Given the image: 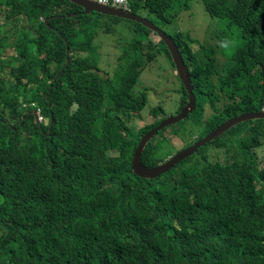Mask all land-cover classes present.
<instances>
[{"label": "trees", "instance_id": "16d2710c", "mask_svg": "<svg viewBox=\"0 0 264 264\" xmlns=\"http://www.w3.org/2000/svg\"><path fill=\"white\" fill-rule=\"evenodd\" d=\"M131 1L135 13L147 10L157 26L168 25L175 0ZM204 2L219 23L199 53L207 61L190 48L184 55L197 98L189 120L200 133L264 110V0ZM83 11L66 0H0V264H264V164L255 152L264 119L239 124L158 179L137 177L135 150L165 110L151 108L157 120L142 130L130 127L149 105L148 90L135 89L163 50L171 55L142 24L106 17L105 34L122 21L134 34L110 76L93 16ZM228 39L235 47H220ZM68 49L70 63L56 79ZM182 95L179 112L184 88ZM28 97L55 113L50 136L33 116L24 119ZM160 135L142 156L148 167L173 155L162 157L170 140Z\"/></svg>", "mask_w": 264, "mask_h": 264}, {"label": "rangeland", "instance_id": "374dc122", "mask_svg": "<svg viewBox=\"0 0 264 264\" xmlns=\"http://www.w3.org/2000/svg\"><path fill=\"white\" fill-rule=\"evenodd\" d=\"M190 9H182L178 11L174 8V11L167 15L170 18L172 15V21L169 25L164 26V31L170 35L177 36L178 34L182 35L183 42L189 38L191 42H195L198 45H207V35L209 33H216L219 23L216 19H212L205 11L204 5L200 1H192L187 4ZM140 15L144 18L155 19L153 15H150L147 10H140ZM5 13H0V25L4 22ZM92 20V26H94V33L98 35L95 44L100 45V54L102 56L100 62L102 64L108 62H116L117 56L120 54V47L123 45V42L119 41V38H127V43L131 41L134 37V34L128 29L127 22L122 21L119 25H111L113 31L112 35H104L101 30L103 29L104 23L111 22L110 19L103 16H93L90 17ZM223 24V28H224ZM2 34V32H1ZM153 36V34H151ZM185 43V42H184ZM118 44V45H117ZM117 45V47H116ZM192 47L195 48L194 53L198 50V47L192 44ZM30 51L35 57H38L37 49L34 47L30 48ZM8 53L13 55L11 49L8 50ZM98 54V55H100ZM41 58V57H40ZM197 59L206 62L207 59L204 56H199ZM111 64V63H109ZM114 65V64H111ZM204 65V63H203ZM112 69V68H110ZM145 89L150 91L149 97V107L163 105L165 110V115L161 118L174 117L179 113L181 95L179 91H183L182 84L180 79L177 76L173 61L167 56L166 52L163 50L160 57L155 61L147 70L142 74L139 84L136 87V91H144ZM148 111L144 112L145 123L150 125L154 122L155 118L151 117ZM144 126V122L140 120H135L132 124V128L140 129ZM177 127H181L186 133L178 136L186 140L188 132L197 131V126L190 120H185L179 124L171 126L166 130L162 131V136H168L169 142L164 144L165 153L162 155L165 159L167 155H175L178 151L177 149L182 147L183 143L178 138L173 136L170 138L169 135L172 134L173 130ZM171 143L174 149L171 148ZM258 155L263 158L260 160L261 163L264 162V147L258 150ZM172 157V156H171ZM169 158H167L168 160Z\"/></svg>", "mask_w": 264, "mask_h": 264}, {"label": "clouds", "instance_id": "9594fccd", "mask_svg": "<svg viewBox=\"0 0 264 264\" xmlns=\"http://www.w3.org/2000/svg\"><path fill=\"white\" fill-rule=\"evenodd\" d=\"M66 1H68V2H70V3H72V4H75V5H78V4H76V3H74V2H72L71 0H66ZM88 2H93V3H97L98 5H101V6H104V7H107V8H111V9H116V10H120L121 12H126V13H131V14H133V15H136V16H138V17H141V18H143V19H145V20H148L149 22H151L155 27H157L159 30H161L164 34H166V36L168 37V38H170V39H172L173 41H174V43L176 44V46L178 47V49H179V52L181 53V55H182V58L184 59V55L186 54L187 55V53H188V49L190 48L191 50H192V54H193V57H197V56H199V53L200 52H202V45H198V44H196V43H192L191 42V40L189 39V38H187L184 42H183V40H182V35L181 34H178V36H179V38L181 39V43L183 44V48H181L178 44H177V42L175 41V38H172L171 36H169V34L168 33H166L165 31H164V28L163 27H160V26H157L152 20H150V19H147V18H144V17H142L141 15H140V11H139V13H135L134 11H133V9H132V1L131 0H109V2L108 3H104L103 2V0H87ZM192 1H200L203 5H204V9H205V11H206V13L207 14H209L208 12H207V10L206 9H208L207 8V5L205 4V2H204V0H187V1H182V0H175V2L173 3V5H172V7H170L169 9H168V11L166 12V14H165V16H167L168 14H169V12L171 13L172 11H174V8L175 9H177L178 11H180V10H182V9H190L188 6H187V4L188 3H190V2H192ZM79 6V5H78ZM81 7V6H80ZM83 8V7H82ZM84 9V8H83ZM83 13V15H86V16H90V15H92V16H96V15H101V16H103V17H113V18H120V17H114V16H108V15H103V14H100V13H96V12H93V13H91V14H89V15H87V14H85V10L82 12ZM211 17V16H210ZM172 18H174V16L172 15L170 18H168V16H167V22H168V25L171 23V21H172ZM212 19H216L217 20V18H213V17H211ZM54 18H48V19H45L44 21H45V23H46V25L47 26H49V23H50V21H52ZM120 19H124V20H132V19H128V18H120ZM47 20H48V23H47ZM132 21H136V20H132ZM4 22H5V16H4ZM3 22V23H4ZM136 22H138V21H136ZM119 23H121V22H117L116 24L117 25H119ZM139 23V22H138ZM116 24H114V26L116 25ZM141 24V23H140ZM104 25H105V23H104ZM103 25V26H104ZM143 25V24H142ZM144 27H146L145 25H143ZM167 26V25H166ZM147 29H149L153 34H156L157 36H158V38L161 40V41H163L164 42V44L166 45V47H167V49H168V46H167V44H166V42L162 39V37L160 36V34L158 33V32H156V31H153L152 29H150V28H148V27H146ZM102 31V30H101ZM103 32V31H102ZM113 32V31H112ZM104 35H107V34H105V33H103ZM154 36V35H153ZM98 37V36H97ZM96 37V38H97ZM126 40L123 42V45H125L126 47H127V38H125ZM192 44H194V45H196L197 47H198V50L196 51V53H194V49L195 48H193L192 47ZM118 45V44H117ZM116 45V46H117ZM220 47H222V48H224V49H230V48H232V47H235V41H233V40H231V39H228V40H226V41H223V42H220ZM68 50H70V49H68ZM168 51H169V49H168ZM67 53H68V51H67ZM169 53H170V55H171V60L173 61V57H172V54H171V52L169 51ZM70 54H71V51H70ZM121 52H120V54L117 56V58H116V62L114 61V62H106V63H104V64H102L103 65V69L104 70H106L108 73H109V75L110 76H112L113 74H114V66L115 65H117V63H118V60H119V58H120V56H121ZM100 56H101V54H100ZM160 57V56H159ZM158 57V58H159ZM69 58V56H67V59ZM101 58H102V56H101ZM157 58V59H158ZM67 59H66V65H65V67L67 66V68H68V65H69V63H68V65H67ZM69 60H70V58H69ZM101 60V59H100ZM157 61V60H156ZM184 61H185V59H184ZM155 61H153L151 64H149L147 67H146V69H145V71L147 70V68H149L153 63H154ZM109 63H111V64H114V65H111V64H109ZM185 64H186V66L188 67V69H189V72H190V74H191V81H192V87H193V94H194V96H195V98H196V95H195V93H194V86H193V80H192V67H190L187 63H186V61H185ZM173 65H174V67H175V71H176V73H177V76H178V78L180 79V82H181V84H182V86H183V88L186 90V88H185V86L183 85V83H182V80H181V78H180V76H179V74H178V71H177V68H176V65H175V63H174V61H173ZM64 67V69L62 70V71H64L65 72V70L67 69V68H65ZM110 68H112V69H110ZM61 71V72H62ZM144 71V72H145ZM60 72V73H61ZM64 72H63V74H64ZM143 72V73H144ZM60 73L58 74V76L60 75ZM142 73V74H143ZM62 74V75H63ZM61 75V76H62ZM57 76V78L56 79H58V78H60L61 76H59L58 77ZM40 90V89H39ZM51 91H52V89L51 90H49L48 92H47V94H44L45 95V100L47 101V102H49L50 101V96H51ZM136 91V90H135ZM39 92V91H38ZM37 92V93H38ZM134 92V91H133ZM136 92H138V91H136ZM182 92L183 91H179V94L181 95V98H182ZM186 92H187V90H186ZM188 93V92H187ZM135 94V93H134ZM43 95V96H44ZM149 97H150V91L148 90V100H149ZM53 100V99H52ZM26 102H23V103H21V110L24 112V119L26 120V119H28V118H30L31 116H33V119H34V123L39 127V129L41 130V132H42V134H46L47 136H50L53 132H52V128H53V126H54V115H55V113H53V114H51V115H49V116H51L50 118H48L49 116L47 115V112L46 113H43V110H42V108L41 107H39V102L38 101H34V100H32V97H28L27 98V100H25ZM180 103H181V100H180ZM188 103H189V94H188V102H187V104H186V106L188 105ZM160 106V105H159ZM162 107H164L163 105H161ZM186 106L176 115V116H178L185 108H186ZM155 107H157V106H153V107H149V108H147L145 111H150V109L151 108H155ZM196 108H197V98H196ZM196 108H195V110H196ZM195 110H194V112H195ZM145 111H143L142 112V116H143V120H140V119H138L137 117H135V118H133L131 121H129V124H130V127H132V124L135 122V120H140V121H142V122H144V126L142 127V128H140V129H137V128H134L135 130H142V129H144L146 126H149L148 124H146L145 123V119H144V112ZM194 112L192 113V114H190L189 116H188V118H186L185 120H189V118H190V116L191 115H193L194 114ZM264 113V110L263 111H261V112H257V113H244V114H241L240 116H238V117H235V118H231V119H228V120H226L225 122H223L221 125H219V126H217L214 130H212V131H207V132H205V133H200V132H198L197 131V133L195 134V136L193 137V141H192V144H190L189 146H187V147H185L184 149H182V150H177L178 152L175 154V155H177L178 153H180V152H182V151H184V150H186V149H188V148H191V147H193L195 144H197V143H201V142H203V141H205L209 136H211L213 133H215V132H217V130L221 127V126H223L225 123H227L228 121H230V120H233V119H236V118H239V117H241V116H244V115H247V114H258V113ZM149 114V113H148ZM165 115V114H164ZM176 116H174V117H176ZM151 117H154V116H151ZM162 117V116H161ZM161 117H158L159 119L161 118ZM155 118V117H154ZM168 118H171V117H168ZM168 118H163L162 120H161V122H160V124L157 126V127H155V128H153L152 130H154V129H156V128H158L160 125H161V123L163 122V121H165L166 119H168ZM157 120V118H155V120H154V122ZM185 120H183V121H185ZM258 120H260V119H258ZM262 120V119H261ZM183 121H181V122H183ZM248 121H254L253 119L252 120H246V121H243V122H241V123H245V122H248ZM154 122L152 123V124H154ZM181 122H179V123H181ZM179 123H177V124H179ZM241 123H239V124H241ZM152 124H150V125H152ZM239 124H237V125H235L234 127H232V128H230L229 130H227L226 132H224L221 136H219V137H216V138H214L213 140H210V141H208L207 143H205L203 146H201L192 156H194V155H198L199 153V151L202 149V148H204V147H206L207 145H209V144H211L212 142H214V141H216L218 138H221V137H223L227 132H229L230 130H232L233 128H235L236 126H238ZM176 125V124H175ZM172 126H174V125H172ZM171 127V126H170ZM167 128H169V127H167ZM167 128H165V129H163L162 131H164V130H166ZM152 130H150V131H148V132H146L144 135H143V137L147 134V133H149V132H151ZM162 131H160L151 141H150V143L154 140V139H158L159 138V134L160 133H162ZM173 136H175V137H177L178 139L177 140H180V141H183L182 140V138L180 139V137L178 136V134H175V135H173V134H171V135H169V137L170 138H173ZM142 137V138H143ZM168 137V136H167ZM142 140V139H141ZM187 140V139H186ZM185 141V140H184ZM141 142V141H140ZM149 143V144H150ZM183 143V142H182ZM140 144V143H139ZM139 144H138V146H139ZM149 144L147 145V147L149 146ZM184 145V144H183ZM183 145H182V147H183ZM138 146H137V148H138ZM147 147L145 148V150L147 149ZM264 147V145L261 147V148H259V149H256L255 150V152H256V156H257V161L261 164V165H263L264 164V162L263 163H261L260 162V160L261 159H263V158H261L259 155H258V150H260V149H262ZM137 148H136V150H137ZM174 149V148H173ZM136 150H135V153H136ZM210 150H211V152H208L211 156H214L215 155V152H214V149L211 147L210 148ZM145 152V151H144ZM144 152H143V154H144ZM135 153H134V156H135ZM143 154H142V156H143ZM175 155H172V157L173 156H175ZM192 156H190V157H192ZM171 156L169 157V159H171L172 158ZM168 159V160H169ZM133 160H134V158H133ZM167 159H166V161L165 162H167L168 161ZM164 162V163H165ZM142 163H143V161H142ZM144 164V163H143ZM163 164V163H162ZM145 165V164H144ZM161 165V164H160ZM159 165V166H160ZM132 166H133V162H132ZM178 166V165H177ZM148 167V166H147ZM158 167V166H157ZM176 167V166H175ZM150 168H152V167H150ZM153 168H155V167H153ZM132 171H133V168H132ZM134 173V172H133ZM169 173V172H168ZM167 173V174H168ZM166 175V174H165ZM137 176V175H136ZM163 176V175H162ZM138 177V176H137ZM140 178V177H139ZM142 179V178H141ZM145 180H147V179H145ZM155 180V179H154ZM88 263V262H87Z\"/></svg>", "mask_w": 264, "mask_h": 264}, {"label": "water", "instance_id": "95a60500", "mask_svg": "<svg viewBox=\"0 0 264 264\" xmlns=\"http://www.w3.org/2000/svg\"><path fill=\"white\" fill-rule=\"evenodd\" d=\"M72 2L78 4L79 6L83 7L85 10V14L89 15L93 12L100 13L103 15L108 16H114V17H120V18H128L132 20H136L139 23L145 25L146 27L152 29L153 31H156L160 34L162 39L166 42L169 51L172 54L173 61L176 65L178 74L182 80L183 85L185 86L188 94H189V103L186 106V108L176 117H171L166 119L161 123V125L152 130L151 132L147 133L141 140L135 156L133 160V172L135 175L142 179L147 180H154L160 178L162 175L167 174L172 169L175 168V166L179 165L182 161L186 160L190 156H192L201 146H203L205 143H207L210 140H213L216 137L221 136L224 132L229 130L230 128L234 127L235 125L246 121V120H258V119H264V113H258V114H247L244 116H241L239 118L233 119L225 123L223 126H221L217 132L213 133L211 136H209L205 141L199 142L195 144L193 147L188 148L177 155L173 156L171 159H169L167 162L161 164L158 167L150 168L147 167L142 163V154L145 151V148L150 143V141L163 129L170 127L172 125H175L186 118L190 114H192L196 108V98L193 94V87H192V81H191V74L189 72L188 67L185 64L184 59L182 58L181 53L179 52L178 47L174 43V41L166 36L161 30H159L157 27H155L151 22L148 20H145L141 17H138L136 15H133L131 13L121 12L120 10L107 8L101 5H98L97 3L88 2L87 0H71ZM48 23V20H47ZM67 56H70V50H68ZM70 62L69 58L67 59V65ZM67 68V66L65 67ZM64 71L60 73L59 76L63 74ZM58 76V77H59Z\"/></svg>", "mask_w": 264, "mask_h": 264}, {"label": "built area", "instance_id": "2783aa9c", "mask_svg": "<svg viewBox=\"0 0 264 264\" xmlns=\"http://www.w3.org/2000/svg\"><path fill=\"white\" fill-rule=\"evenodd\" d=\"M103 2H104V3H108V2H109V0H103Z\"/></svg>", "mask_w": 264, "mask_h": 264}]
</instances>
